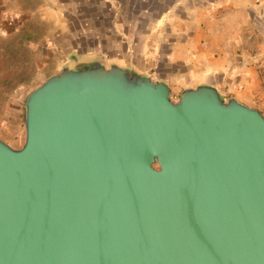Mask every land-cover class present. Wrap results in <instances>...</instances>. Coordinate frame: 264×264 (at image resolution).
<instances>
[{
	"label": "water",
	"instance_id": "95a60500",
	"mask_svg": "<svg viewBox=\"0 0 264 264\" xmlns=\"http://www.w3.org/2000/svg\"><path fill=\"white\" fill-rule=\"evenodd\" d=\"M0 140V264H264V117L211 85L63 65Z\"/></svg>",
	"mask_w": 264,
	"mask_h": 264
},
{
	"label": "crops",
	"instance_id": "0c3cea01",
	"mask_svg": "<svg viewBox=\"0 0 264 264\" xmlns=\"http://www.w3.org/2000/svg\"><path fill=\"white\" fill-rule=\"evenodd\" d=\"M42 1L57 23L45 46L60 57L48 76L63 65L117 64L166 83L176 99L185 89L211 85L264 117V0H112V9L105 0ZM22 2L0 0L4 61L7 39L17 34L10 49L21 48L23 17L33 24V3L27 11ZM19 104L0 123V140L13 148L21 140Z\"/></svg>",
	"mask_w": 264,
	"mask_h": 264
},
{
	"label": "rangeland",
	"instance_id": "374dc122",
	"mask_svg": "<svg viewBox=\"0 0 264 264\" xmlns=\"http://www.w3.org/2000/svg\"><path fill=\"white\" fill-rule=\"evenodd\" d=\"M107 5L112 9L117 4L112 0H105ZM33 3V24H30L28 17H23L21 30V48L18 49L16 43L15 62L6 54V60L2 59L0 51V123L5 121L7 114L11 112V107L14 102L20 103V144L23 146L25 131L23 126V104L26 96L34 88L44 82L49 74L57 71L59 67L60 57L56 54L51 57L49 49L45 46V38L50 34V30L55 28L56 18L46 15L45 4L42 0H23L22 5L27 11L30 4ZM23 10V15H24ZM14 12H12L13 14ZM15 39L6 40V51L13 50L10 47L16 42ZM32 39L33 47H30L29 42ZM2 43L0 42V47ZM20 54V56H19ZM69 56L67 61L73 60ZM15 63V64H13ZM82 67V66H80ZM78 68V67H77ZM173 101L176 98L171 97Z\"/></svg>",
	"mask_w": 264,
	"mask_h": 264
},
{
	"label": "trees",
	"instance_id": "16d2710c",
	"mask_svg": "<svg viewBox=\"0 0 264 264\" xmlns=\"http://www.w3.org/2000/svg\"><path fill=\"white\" fill-rule=\"evenodd\" d=\"M8 53V55H9V57L10 58H13V61L12 62H15V50H8V51H6V54ZM13 64H15V63H13Z\"/></svg>",
	"mask_w": 264,
	"mask_h": 264
},
{
	"label": "flooded vegetation",
	"instance_id": "af4514ba",
	"mask_svg": "<svg viewBox=\"0 0 264 264\" xmlns=\"http://www.w3.org/2000/svg\"><path fill=\"white\" fill-rule=\"evenodd\" d=\"M15 149H19V148H15Z\"/></svg>",
	"mask_w": 264,
	"mask_h": 264
}]
</instances>
